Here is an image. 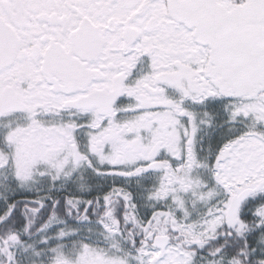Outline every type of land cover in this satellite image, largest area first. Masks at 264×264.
Instances as JSON below:
<instances>
[{"label": "snow or ice", "instance_id": "1", "mask_svg": "<svg viewBox=\"0 0 264 264\" xmlns=\"http://www.w3.org/2000/svg\"><path fill=\"white\" fill-rule=\"evenodd\" d=\"M0 264H264V0H0Z\"/></svg>", "mask_w": 264, "mask_h": 264}]
</instances>
